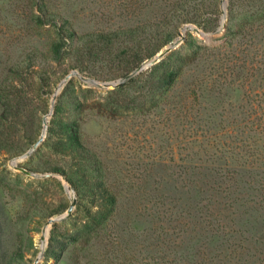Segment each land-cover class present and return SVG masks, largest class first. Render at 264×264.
Instances as JSON below:
<instances>
[{
    "label": "trees",
    "instance_id": "16d2710c",
    "mask_svg": "<svg viewBox=\"0 0 264 264\" xmlns=\"http://www.w3.org/2000/svg\"><path fill=\"white\" fill-rule=\"evenodd\" d=\"M26 1V25L37 30L50 26L46 31L54 32V36L47 51L40 52L41 57H26L2 68L0 155L4 162L24 153L23 148H15L12 143L17 137L14 128L28 107L24 92L27 82L42 86L63 65L66 70L73 69L99 81L122 80L171 44L183 26L191 24L204 33L214 34L222 26L224 16L223 0H122L118 10L123 17H131L128 19L132 23L80 33L62 11L53 8L52 0ZM84 85L74 79L66 84L55 105L44 144L53 154L66 156V164L43 167L38 161L29 170L63 176L88 206L84 218L67 233L59 235L54 224L47 259L60 262L67 258L73 264H91L89 254L94 256V249L107 238L111 223L122 217L124 200L129 199V209L136 207V194L125 192L105 172L106 163L101 155L84 143L80 116L89 102L99 116L109 119L130 114L146 116L160 110L164 127L195 133L197 145L191 149L205 154L207 159L199 160V168L205 174H199L194 184L198 187L201 183L208 190L198 187L195 218L191 228L183 233H189L188 242L193 243L190 249L194 252L181 255L182 264H247L250 257L245 250L251 249L258 250V256H262L258 258L259 264H264V232L261 239L250 242L249 249L235 243L237 240L229 230L233 224L227 222L234 215L227 200L231 201L235 194L245 196L246 189L258 192L254 210L264 214V0H228L225 29L220 36L206 42L187 33L177 50L116 89L102 94ZM229 91L245 93L250 108L242 126L228 119V128L220 133L216 126L204 124L203 117L208 110L215 111L216 107L209 105L210 99L221 100ZM240 169L246 172L248 180H244ZM3 171L10 172L7 167ZM16 178L21 179L22 175L17 174ZM31 185H35L39 196L47 186L56 189L50 199L53 204L60 202V206L46 217L67 210L63 200L65 188L56 177L34 179ZM169 203L161 192V216L159 212L153 216L161 217V226L164 217L174 215L167 208ZM167 242L168 238L162 239L161 233V244L167 253L174 252L175 258L161 264H174L178 262V250L171 251ZM185 249L188 252V247ZM188 259L190 263L186 262Z\"/></svg>",
    "mask_w": 264,
    "mask_h": 264
},
{
    "label": "rangeland",
    "instance_id": "374dc122",
    "mask_svg": "<svg viewBox=\"0 0 264 264\" xmlns=\"http://www.w3.org/2000/svg\"><path fill=\"white\" fill-rule=\"evenodd\" d=\"M121 1L52 0V6L55 10L62 11L78 32L83 33L132 23V20L128 19L131 17H123L121 11L118 10V4ZM224 1L227 14L228 0ZM27 3L26 0H0V81L3 79L2 68L6 63L19 61L26 57L30 59L35 55L41 57L40 52L47 51L50 38L54 36V32L46 31L50 26L37 30L26 25ZM221 8L224 12L222 6ZM222 22L223 16L221 17ZM221 34L213 36L212 39ZM195 36L202 39L197 34ZM66 69V65L57 69L56 75H53L42 86L37 84L32 86L31 81L27 82L24 92L28 107L26 114L18 119L19 125L14 128L17 137H15V143H12L15 144V148H23L24 153L6 162L3 160V155H0V264L3 262L36 264L37 260H39L37 264H73L72 260L67 258L55 262L53 259H47L45 254L54 224L58 226L59 235L67 233L74 224L84 218L87 203L81 202L77 192L63 176L29 171L33 166H37L38 161L44 164L43 167L49 164L61 166L66 164V156L55 155L44 146L49 137L55 105L69 82L64 84L63 81L67 80L70 73L76 71ZM72 79L79 80L77 77H72ZM83 84L86 88L95 89L97 93L107 92L86 83ZM244 94L241 91H229L221 100L210 99L212 104L209 105L216 108L215 111L208 110V114L203 117L205 120L203 123L209 127L210 125L216 126L220 133L228 128V119L239 122L242 126L246 117L245 113L250 108L249 98ZM210 115L214 116L210 119ZM80 118L84 143L101 155L106 163L105 172L110 173L116 180L115 182L120 183L121 188L125 189V192L136 194L137 198L135 209H129L131 206L128 198L124 200L122 217L111 223L105 241L94 249L96 250L93 253L94 256L89 254V262L91 264H161V262H168L175 256L174 252L167 253V248L161 244L162 233V239L168 238L169 249L178 250V262L174 264H182L180 256L194 252L190 249V244L193 243L188 242L189 233L186 236L183 233L191 228V223L195 218L193 208L199 197L197 196L198 187L201 191L208 190V187L201 183L198 187L194 184L199 174H205V170L199 168V160L207 159L205 154H198V151L191 149L197 145L195 140L198 139L195 133L181 128L174 131L172 128L164 127L161 125L160 110L146 116L130 114L109 119L99 116L97 110L88 102L82 109ZM222 119L226 121L223 123ZM45 121L47 122L46 130ZM199 132L201 133V128ZM43 134H45L43 143L32 155L22 159V156ZM18 136L21 138L18 139ZM38 150L41 151L37 158ZM209 150L213 149L209 148ZM12 161H16L22 171L12 167ZM6 167L10 170L9 173L3 171ZM241 173L244 180H248L246 172L241 171ZM17 174H21L22 178H16ZM50 176L56 177L63 184L65 188L63 200L67 210L71 203L76 201L75 208L70 215L72 219L71 217L60 219L48 224L50 219L62 217L67 210L60 215L46 217L60 206V202L53 204L50 199L56 189L47 186L43 188L39 196L36 195L35 185L31 183L34 179L43 180ZM209 178L211 180V177ZM240 190L238 188L237 192ZM161 192L169 198L170 203L167 208H170V212L173 211L174 214L163 218V226H161V217L153 218L157 212L161 216ZM221 201L224 203L225 199L221 197ZM255 202H258V192L247 189L245 196L235 194L231 197V201L227 200V204L233 207L234 214L232 216L229 212L232 217L227 219V222L233 224L229 225L232 237L237 240L236 244L249 249H251L250 242L261 239L264 232V214L262 211L254 210ZM180 213L183 215L179 216ZM174 219H179L180 224L178 221L174 222ZM241 231L243 235H240ZM183 241L186 242L184 247ZM185 247H188V252ZM245 253L250 257L247 264H259L258 258L262 256H258V250H245ZM252 254L257 257H251ZM186 262L190 263L191 260L188 259Z\"/></svg>",
    "mask_w": 264,
    "mask_h": 264
},
{
    "label": "water",
    "instance_id": "95a60500",
    "mask_svg": "<svg viewBox=\"0 0 264 264\" xmlns=\"http://www.w3.org/2000/svg\"><path fill=\"white\" fill-rule=\"evenodd\" d=\"M222 7L224 9V16H223V22H222V26L217 30L216 33H204L202 32L200 29H198L196 26L188 24L185 25L181 28L178 37L169 45H167L166 47H164L162 50H160L153 58H151L150 60H147L146 62H144L139 68H137L136 71H134L133 73H131L130 75H128L126 78L122 79V80H117V81H98L94 78H91L89 76H84L81 75L79 72L77 71H73L72 73H70L67 76V80H64L63 83L66 84L68 81H70L72 79V77H77L79 78V80L83 83L88 84L91 87L97 88L101 91H109V90H113L116 89L118 86H120L125 80L130 79L131 77L145 71L148 70L150 67L160 63L167 55H169L171 52L177 50L184 42L187 33H192V34H197L199 37H201L203 40H205L206 42H210L212 40V37L215 35H218L220 33H222L225 29V22L224 20H226V2L223 0L222 2ZM47 122H44L45 125V130L47 129ZM45 138V134H43L39 140L33 145V147L25 154L22 156L23 158L29 157L30 155H32V153L43 143ZM11 166L14 167L15 169L21 170V168H19V166L16 164V161H12L11 162ZM24 172V171H23ZM76 205V201L74 200L71 205L69 206L66 214H64L62 217L57 218V219H50L48 221V224H52L54 223L56 220H60V219H65L68 218ZM39 262V260L36 261V264Z\"/></svg>",
    "mask_w": 264,
    "mask_h": 264
}]
</instances>
